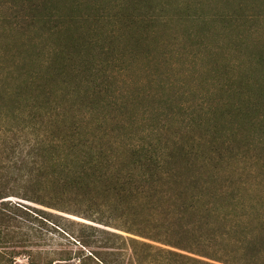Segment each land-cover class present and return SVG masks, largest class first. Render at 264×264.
Instances as JSON below:
<instances>
[{"label":"trees","instance_id":"16d2710c","mask_svg":"<svg viewBox=\"0 0 264 264\" xmlns=\"http://www.w3.org/2000/svg\"><path fill=\"white\" fill-rule=\"evenodd\" d=\"M222 1L0 0V264L11 196L264 264V0Z\"/></svg>","mask_w":264,"mask_h":264},{"label":"rangeland","instance_id":"374dc122","mask_svg":"<svg viewBox=\"0 0 264 264\" xmlns=\"http://www.w3.org/2000/svg\"><path fill=\"white\" fill-rule=\"evenodd\" d=\"M231 1L235 4L243 0ZM207 3L216 11L223 6L222 0H207ZM8 199L11 202H8L10 215L21 221V229L33 233L32 239L25 242V247H17L19 253L12 258V264H139V257L146 258L145 264H158L153 258L156 252L143 248L135 241L155 243L151 239L17 196ZM14 205L27 212L16 209ZM12 224L19 229V223L12 221ZM161 246L167 247L164 244ZM9 249L10 246L0 248V252ZM164 256L161 254L159 258ZM7 257L4 255L6 263H9Z\"/></svg>","mask_w":264,"mask_h":264}]
</instances>
